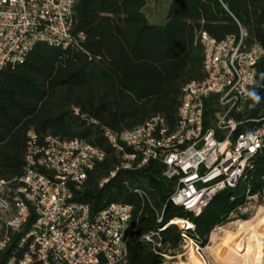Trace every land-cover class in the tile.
Masks as SVG:
<instances>
[{
	"label": "trees",
	"instance_id": "16d2710c",
	"mask_svg": "<svg viewBox=\"0 0 264 264\" xmlns=\"http://www.w3.org/2000/svg\"><path fill=\"white\" fill-rule=\"evenodd\" d=\"M145 5L146 0H76L71 30L76 43L40 42L24 62L0 69V179L16 186L31 130L39 142L50 134L96 144L106 156L88 172L83 189L74 190L75 199L92 209L110 201L130 203L129 261L160 264L162 246L174 249L184 237L204 244L247 196L264 195V147L251 157L235 187L216 192L193 215L170 202L174 182L162 175L159 160L119 170L99 186L117 164L103 131L131 129L155 115L173 127L184 85L203 78L200 33L221 39L241 26L248 42L264 45V0H170L162 22H151ZM253 92L247 117L264 111V56L256 65ZM250 128V123L242 126ZM175 218H187L194 228L183 236L170 223ZM153 231L159 232L158 240L142 238ZM17 239L16 233L0 264Z\"/></svg>",
	"mask_w": 264,
	"mask_h": 264
},
{
	"label": "built area",
	"instance_id": "2783aa9c",
	"mask_svg": "<svg viewBox=\"0 0 264 264\" xmlns=\"http://www.w3.org/2000/svg\"><path fill=\"white\" fill-rule=\"evenodd\" d=\"M75 3L0 0V69L24 62L40 42L64 47L76 43L71 33ZM247 37L241 26L221 39L200 33L203 78L184 85L174 126L155 115L131 129H105L117 164L99 186L119 170L159 160L162 175L174 182L170 202L198 215L216 192L238 184L251 157L264 147V111L244 115L254 96L264 45ZM246 123L251 128L243 130ZM28 137L16 186L0 179V257L18 234L4 264H131L132 205L110 201L92 209L74 196L88 172L104 160V149L84 138L49 134L39 142L32 130ZM180 228L185 236L194 226ZM142 238L158 240L159 232Z\"/></svg>",
	"mask_w": 264,
	"mask_h": 264
},
{
	"label": "rangeland",
	"instance_id": "374dc122",
	"mask_svg": "<svg viewBox=\"0 0 264 264\" xmlns=\"http://www.w3.org/2000/svg\"><path fill=\"white\" fill-rule=\"evenodd\" d=\"M169 0H146L144 13L151 22H162ZM264 209V195L247 196L245 203L228 214L226 221L215 226L214 241L209 235L204 244H198L189 238H183L174 249L162 246L160 264H234L241 262L239 251L231 238L239 222L255 217L259 209ZM260 212L257 219L261 216ZM171 223V222H170ZM180 228L181 225H176ZM261 262V263H260ZM256 264H264V250Z\"/></svg>",
	"mask_w": 264,
	"mask_h": 264
},
{
	"label": "bare ground",
	"instance_id": "6f19581e",
	"mask_svg": "<svg viewBox=\"0 0 264 264\" xmlns=\"http://www.w3.org/2000/svg\"><path fill=\"white\" fill-rule=\"evenodd\" d=\"M260 212L262 214L257 219ZM171 223L181 225L183 228L193 226L192 223L189 221L186 223L181 218H175ZM231 238L234 239L233 242L240 252L241 262L239 264H256L260 259V253L264 250V209L260 208L255 217L250 220L239 222ZM209 240L214 241V232L209 233Z\"/></svg>",
	"mask_w": 264,
	"mask_h": 264
},
{
	"label": "crops",
	"instance_id": "0c3cea01",
	"mask_svg": "<svg viewBox=\"0 0 264 264\" xmlns=\"http://www.w3.org/2000/svg\"><path fill=\"white\" fill-rule=\"evenodd\" d=\"M170 1V0H169ZM168 6V5H167ZM165 16V15H164ZM148 17V16H147ZM164 18V17H163ZM163 20V19H162Z\"/></svg>",
	"mask_w": 264,
	"mask_h": 264
}]
</instances>
